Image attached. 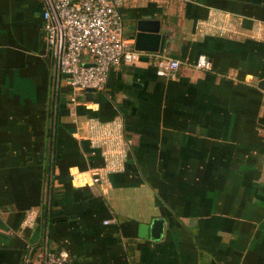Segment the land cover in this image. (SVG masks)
Instances as JSON below:
<instances>
[{
  "label": "crops",
  "instance_id": "obj_1",
  "mask_svg": "<svg viewBox=\"0 0 264 264\" xmlns=\"http://www.w3.org/2000/svg\"><path fill=\"white\" fill-rule=\"evenodd\" d=\"M42 8L0 0V264H43L26 255L40 216L21 227L40 211L53 122ZM121 12L127 38L138 20L159 21L165 44L154 53L180 68L158 76L142 55L111 68L91 100L79 97V121H124L131 149L108 185L73 178L102 159L60 104L54 172L65 216L50 247L66 249L68 264H264V0H124ZM200 54L210 70L194 66ZM155 217L161 238L138 237Z\"/></svg>",
  "mask_w": 264,
  "mask_h": 264
},
{
  "label": "built area",
  "instance_id": "obj_2",
  "mask_svg": "<svg viewBox=\"0 0 264 264\" xmlns=\"http://www.w3.org/2000/svg\"><path fill=\"white\" fill-rule=\"evenodd\" d=\"M123 2L43 0L41 31L51 61L54 93L58 98L65 97V111L82 130L81 134L77 133L79 139L87 141L90 152L102 159L101 165L90 167L86 174L74 175L81 184L108 185L109 175L125 169L131 145L120 116L107 121L95 117L79 121L76 112L79 97L89 88L102 91L111 68L122 62H134L142 55L151 61L158 76L174 78L180 68L176 58L134 48L133 39L124 36ZM218 29L226 31L221 25ZM194 66L210 70L211 62L200 54ZM39 216L40 211H27L21 227L31 228ZM108 223L110 220L104 221ZM49 243V239L43 240L44 249L37 253L36 259L43 264H68V251L51 248Z\"/></svg>",
  "mask_w": 264,
  "mask_h": 264
},
{
  "label": "trees",
  "instance_id": "obj_3",
  "mask_svg": "<svg viewBox=\"0 0 264 264\" xmlns=\"http://www.w3.org/2000/svg\"><path fill=\"white\" fill-rule=\"evenodd\" d=\"M61 98H58L54 93L53 84L51 86V94L49 101L48 114L51 116L52 125L46 131L48 145L44 146V155L46 157V165L43 169V197L40 206V222H41V237L32 246L28 247L26 255L30 262L36 259L37 253L44 249L43 240H52L57 234L59 224L62 222V212L59 206L61 199L60 190L57 189L55 183V163L57 160V147H56V133L55 127L57 126V115ZM65 216V215H64ZM67 218V216H66ZM78 264H84L81 260L75 259Z\"/></svg>",
  "mask_w": 264,
  "mask_h": 264
},
{
  "label": "water",
  "instance_id": "obj_4",
  "mask_svg": "<svg viewBox=\"0 0 264 264\" xmlns=\"http://www.w3.org/2000/svg\"><path fill=\"white\" fill-rule=\"evenodd\" d=\"M134 41L136 50L145 52H162L165 44V34L160 32L159 21L157 20H138L136 22L135 31L129 36ZM260 89L264 90V79L258 83ZM93 89H87L85 98L91 100L93 98ZM61 103H65V97H61ZM165 220L162 217H155L149 224L141 223L138 226V237H149L151 240L157 241L163 234ZM73 264H78L73 262Z\"/></svg>",
  "mask_w": 264,
  "mask_h": 264
},
{
  "label": "rangeland",
  "instance_id": "obj_5",
  "mask_svg": "<svg viewBox=\"0 0 264 264\" xmlns=\"http://www.w3.org/2000/svg\"><path fill=\"white\" fill-rule=\"evenodd\" d=\"M124 36H125V34H124ZM110 177V176H109Z\"/></svg>",
  "mask_w": 264,
  "mask_h": 264
}]
</instances>
